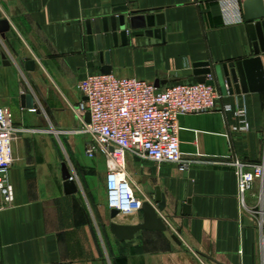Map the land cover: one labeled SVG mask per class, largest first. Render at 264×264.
<instances>
[{"label":"crops","instance_id":"obj_1","mask_svg":"<svg viewBox=\"0 0 264 264\" xmlns=\"http://www.w3.org/2000/svg\"><path fill=\"white\" fill-rule=\"evenodd\" d=\"M159 15L163 27L135 36L128 25L127 43H112L111 74L165 88L197 82L199 64L223 71L255 56L244 14L228 25L221 0H0V22L9 26L0 32V108L18 130L13 204L0 212V264H264V184L241 204L230 165L264 163V92L231 94L223 82L215 110L178 118L181 155L193 163L187 171L127 156L137 193L154 206L157 190L164 196L167 231L140 230L131 240L111 231L113 221L136 226L143 215L111 218L106 163L82 153L88 114L78 111L85 100L78 85L104 66L91 58L89 31L95 39L96 22L113 16ZM23 96L37 109L24 107ZM241 104L249 130L232 131ZM63 164L77 193L66 192Z\"/></svg>","mask_w":264,"mask_h":264},{"label":"built area","instance_id":"obj_2","mask_svg":"<svg viewBox=\"0 0 264 264\" xmlns=\"http://www.w3.org/2000/svg\"><path fill=\"white\" fill-rule=\"evenodd\" d=\"M245 1L221 0L228 25L244 22ZM207 80L214 81V77L210 75ZM78 88L85 98L78 111L90 116L83 132L94 142L86 154L90 158L98 154L107 158L108 206L124 216L141 213L143 203L148 201L147 196L139 195L134 187L127 170V156L156 164L172 163L181 171H187L193 163L181 155L178 118L213 111L222 98L217 85L193 82L157 88L145 80L101 72L88 74ZM222 109L229 112L232 106L224 105ZM247 114V106L241 104L236 113L240 125L232 131L249 130ZM17 131L11 111L0 108V212L13 204L10 170ZM230 165L236 172L237 198L243 204L256 182L264 184V163L246 164L234 160Z\"/></svg>","mask_w":264,"mask_h":264},{"label":"water","instance_id":"obj_3","mask_svg":"<svg viewBox=\"0 0 264 264\" xmlns=\"http://www.w3.org/2000/svg\"><path fill=\"white\" fill-rule=\"evenodd\" d=\"M117 11L125 10L120 9ZM243 14L248 23L250 39L253 43L255 56L248 60L232 63L229 66L225 65L223 71L217 68H211L210 64H199L196 66L198 68L196 71L197 82L206 83L211 86L223 82L225 83V86L228 87L231 94H234L235 92H264V1L246 0L243 3ZM128 25L131 30L135 31L133 35H143L144 32L142 31L146 28H153L155 26L163 27L165 25V18L163 15L147 17L134 16L129 19L125 16H113L110 19H103L102 26H100L99 22H96V37L95 39L93 38L90 30L89 45L92 53V60H95L96 56H99L101 63L104 64L101 73L106 75L111 74L110 50L112 48V43L117 46L119 37L124 45L127 43V38L129 36L127 30ZM8 29V23L6 21H1L0 32L4 35ZM118 31H120V34ZM160 33L162 32L157 30L155 34L159 35ZM146 34L151 35V32H146ZM207 75L214 76V81L207 80ZM155 86L157 88L161 87L159 82H157ZM22 101L24 107L37 109L31 96H23ZM89 122L90 116L88 114L87 123ZM63 179L65 181L67 194L78 192V187L73 181L66 164H63ZM155 202L157 203V206H154L149 201L143 203V223L141 224L136 226H126L113 221L111 224V231L113 234L120 240H131L140 230L159 232L167 231V227L159 215V212L163 211L166 205L165 198L160 190H157L156 192ZM118 216V211L111 210V218L113 220ZM173 239L176 242H179L176 236H173Z\"/></svg>","mask_w":264,"mask_h":264},{"label":"rangeland","instance_id":"obj_4","mask_svg":"<svg viewBox=\"0 0 264 264\" xmlns=\"http://www.w3.org/2000/svg\"><path fill=\"white\" fill-rule=\"evenodd\" d=\"M93 139H92V137L91 136H89V135H86V137H85V142H84V144H85V152L83 151L82 153H83V156L84 157H86L87 156V154H86V150L91 146V145H93ZM65 148V146L63 145V149ZM63 151H65V150H63ZM76 156V155H75ZM96 157H100V158H102L103 159V161L106 163V168H107V170H108V161H107V158H105L103 155H100V154H98ZM95 158V157H94Z\"/></svg>","mask_w":264,"mask_h":264},{"label":"bare ground","instance_id":"obj_5","mask_svg":"<svg viewBox=\"0 0 264 264\" xmlns=\"http://www.w3.org/2000/svg\"><path fill=\"white\" fill-rule=\"evenodd\" d=\"M146 202V201H145ZM116 221L117 222H123V221H126V218L123 217L122 215H119L117 218H116Z\"/></svg>","mask_w":264,"mask_h":264}]
</instances>
